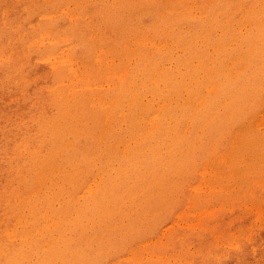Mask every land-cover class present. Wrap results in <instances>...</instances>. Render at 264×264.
<instances>
[{"label":"bare ground","instance_id":"obj_1","mask_svg":"<svg viewBox=\"0 0 264 264\" xmlns=\"http://www.w3.org/2000/svg\"><path fill=\"white\" fill-rule=\"evenodd\" d=\"M224 2L209 1L208 13V9L203 8L206 9L203 14L214 17V22L219 20L218 13L226 16L225 23H216L221 34L214 29L209 34L196 30L191 40L193 45L189 46L185 32L181 33L186 25L183 22L181 26L179 18H199L204 0H112V4L108 0H100V10L93 9L89 15L99 16L102 24L117 20L116 24L121 26L125 11L131 5L133 21L141 12L139 9L164 10L166 15L162 18L168 17L165 23H169L171 29L158 26L163 22L160 18L148 22L137 20L126 26L128 38L118 42L103 41L105 47L98 42L96 46L89 47L91 51L86 53L89 56L80 55V52L85 53V49L78 50L77 38L84 31L85 26L81 22L84 16L81 13L70 14L74 25L70 26L71 33L64 37L70 39L67 43L70 53L60 56L56 51L42 57L57 75L53 85L44 88L53 93V99H58L53 105L54 117L51 120L54 123L50 122L45 127L36 118L33 125L25 129L29 137L22 140L25 133L22 129L17 131L21 139H14V149L6 142L8 136L0 133V154L8 160L0 159V177L9 176L0 180L4 202L3 213L0 212V264H168L164 254L167 257L174 251L170 255L177 256L179 244L184 246L181 241L193 239V236L177 233L168 240V244H164L158 255L144 256V261L124 259L127 260L124 262L121 258L122 253L123 258L132 257L136 248L146 252L142 249L143 239L155 232L159 218L152 209L151 197L159 194L160 202L165 206L174 201L170 196L173 190H160L158 186L171 180L178 183L175 186L179 193L184 179L204 158L208 157L203 162H214V152L229 132L225 118L210 133L212 137L208 140L195 139V145L201 143L202 154L195 155L186 147L188 125L201 118L202 108L216 110L226 93L234 100L238 95L237 86H230L238 82L240 76L247 79L244 72L235 73L236 78L231 76L234 68L232 59L226 57L227 62L221 60L217 66L215 60L203 55L206 54L204 49L193 50L200 42L217 50L223 43L221 36L230 34L237 46L246 42L238 32L239 23L251 17L255 10L252 8L258 4L264 11V0H251L250 4L226 14L225 7L220 5ZM227 5H234V1L229 0ZM184 13L187 18L183 17ZM2 23L4 27L10 25L5 21ZM175 47L177 51H174ZM263 52V48L259 49V61L248 51L246 68L253 64L261 73L264 70ZM51 57L59 58L54 61ZM12 58L13 53L0 52V65L10 66ZM200 73L204 76L197 78L195 75ZM248 75L257 80L256 71ZM218 76L224 80L229 78V81L217 82ZM6 80L8 87L19 88L16 74L9 73ZM201 84L207 88L211 86L216 92V100L211 104L205 101L199 90H193ZM221 103L225 104V100ZM190 104L193 114L187 118L184 107ZM8 112L4 111V114L8 115ZM227 114L235 116V111L227 110ZM214 119L212 116L210 121L215 123ZM79 125L81 133L86 136L83 137L86 143L83 148L79 135H73L74 140L66 143V136L72 134L70 129ZM59 128L62 131L57 132ZM44 133L50 135L47 148L41 150L29 138L33 135L39 139ZM239 139L237 142L235 138V143L238 151L242 152L254 151L260 144L244 135ZM26 146L33 149L26 151ZM228 159L235 158L230 156ZM260 165L258 172L263 177L264 160ZM250 184L254 185V182ZM33 185L38 187L34 194L28 192ZM6 187H10L12 192L7 193ZM207 187L214 189L209 183ZM235 192L239 193L240 189ZM207 194L208 191L194 188L189 204H200L201 198ZM118 223L126 226L118 228ZM212 233L214 237L219 236L217 229ZM243 234L244 229L240 236ZM68 235L72 237L69 240L66 239ZM50 237L52 239L48 240ZM86 240L97 248L96 251L93 248L87 251L80 249ZM241 242L250 243L242 237L231 245L232 251L237 253L232 257L234 264L250 263L252 256L262 252H257L252 244L243 249ZM197 245L199 251L189 263L199 264L203 257L208 256L205 254V240H198ZM101 257L104 261L100 260Z\"/></svg>","mask_w":264,"mask_h":264},{"label":"rangeland","instance_id":"obj_2","mask_svg":"<svg viewBox=\"0 0 264 264\" xmlns=\"http://www.w3.org/2000/svg\"><path fill=\"white\" fill-rule=\"evenodd\" d=\"M77 1L62 0L61 3H58V0H0V52L3 51L5 54L13 53L14 56L12 58L13 63L10 66L4 67L5 63L0 65V70L2 71L0 75V81L2 82V86L0 85V133L3 132L5 136H8L6 142L13 149L15 148L14 139L16 137L18 140L21 139L20 135H17V131L22 129L25 133L22 135V140L25 137H29L25 129L31 127L36 118L45 127L50 122L54 123L51 119L54 117L52 115L54 113L53 105L57 98L53 99L55 98L53 93L44 88L53 85L54 78L57 75L54 73L55 70L42 60V57L46 53L56 51L58 54L60 53V56L70 53L67 46L70 39L64 38L71 33L70 26L74 25L72 24L74 20L71 19L70 14L81 13L84 16L81 21L85 26L84 31L82 36L77 38L79 43L78 50L82 51L85 49V53L80 52L81 56H89L90 54H86L91 51L89 47L96 46L98 42L104 46L103 41L118 42L128 38L125 35L126 26H131L130 24H134L137 20L148 22L151 19L160 18L163 22H159L158 26L165 30L171 29V25L165 23L168 17L162 18L166 15L164 10L139 9L141 12L133 21L132 7L129 5L125 11L124 23L120 26V24H116L117 20L102 24L99 16L95 14V16L91 17L89 15L93 9L98 8L97 11L100 10L98 4L100 0ZM209 1L210 3L225 1L220 5L225 7L223 10H226V14H231L235 8L241 9L251 0H233L234 5H227L229 0H204L200 9L201 12L198 13L199 18L182 19L180 17L181 26L183 22L186 25L181 33L184 34L185 32V38L188 37L187 43L189 46L193 45L191 40L196 30H200L202 34H209L214 29V32L218 30L219 32L217 33L221 34L218 24L225 23L226 16L223 17L218 13L217 17L219 20H216V22L213 20L214 17L205 16L203 11L208 9ZM108 3L112 4V0H108ZM89 6L92 7L89 8ZM203 8L206 9L203 10ZM252 9H255L253 15L246 21L239 23L240 30L238 32L241 39L246 42L237 46L233 43V36L230 34L226 37L221 36L222 39L220 40L223 43L217 50L203 42L197 43L193 49H204L206 54L203 55L215 60L217 66L221 64V60L227 62V59H232L234 68L231 76L236 78L234 74L237 73L239 75L240 72H244L247 76V79L240 76L237 79L238 82L230 86L232 88L237 86L238 95L233 98L234 100L229 96V93H226L225 99L220 100L221 102L225 100V104L219 102L216 110L207 111V109L202 108L201 112L203 114L201 118L199 120L196 119L197 122L194 120L190 123L186 130L185 136L188 141L186 147L191 149L195 155H199L200 152L202 154L201 143L195 145V139L208 140L212 137L210 133L226 118V130L229 132L215 150L214 156L216 158L214 162H203L208 157L204 158L198 167L192 169V174L189 173V176L184 181L182 179L183 188L179 193L177 192L178 187L175 186L178 184L177 182L169 180L158 186L160 190H173L170 196H173L174 201L172 200L171 204L165 206L160 202L159 194L151 197L152 209L159 216L156 230L143 239L144 245L142 249H145L146 252L136 248L132 257L123 258L122 253L121 258L123 260L134 261L141 259V261H144L142 259L144 256L158 255L164 244H168V240L174 234L179 233L181 236H185V234L189 237L193 236L191 237L193 239L181 241L184 246L179 244L180 247L178 246L176 249L178 252L177 256L170 255L174 251L167 257V254H164L165 256L162 255L168 264H192L189 262L194 259L193 257L197 250L199 251L197 249V241L201 239L206 242L205 254L208 253V256L203 257L199 264L203 262L205 264H234L232 257L237 255V253L233 252L230 247L234 242H239L242 237H246V240L250 243L241 242V248L245 249L247 245L250 246L252 244L256 247L257 252H262L252 256L250 258L252 262H243L241 264H264V176L260 177L258 172L261 167L260 161L264 160V70L262 69L261 73H259L255 70L256 65L251 63V66L246 68L249 63L247 61L249 54H246L248 51L250 55L256 58L259 49L263 48L264 51V11H262L259 4ZM208 12L209 9L207 10ZM229 16L233 17V15ZM183 17L187 18L185 13ZM235 17L237 18V16ZM3 21L9 23V27H4ZM174 27L177 28L176 25ZM161 35L164 36L163 34ZM39 38H41L40 41ZM161 39L164 40L163 38ZM38 41L39 43H36ZM174 51H177L176 47ZM235 55L238 58L236 60ZM226 57L227 59H225ZM51 58L55 61L59 57ZM257 59L260 61V58ZM254 71L257 72L255 76L257 77V82L253 75H248ZM9 73H14L18 76L19 88L7 86L6 78H9ZM195 76L199 78L204 75L200 73ZM216 81L226 83L229 78L224 80L218 76ZM193 90H199V94H203L206 98L205 101L209 102V104L216 100V92L213 91L214 89L211 86L207 88L205 84H201L198 89ZM254 96L259 97L254 98ZM184 109H186L187 118L193 114L191 104L186 108L184 107ZM7 110L9 111L8 115L4 114V111L6 112ZM227 110L235 111V116H228ZM212 116L215 118V123L212 120L210 121ZM227 116L231 119H228ZM228 126L233 129L229 130ZM43 129L46 130L44 127ZM70 130L72 134L66 136V143L68 144L74 140L73 135H79L82 138L81 146L82 148L85 147L86 143L83 137L86 136L81 133L80 125ZM58 131H62V129L59 128ZM47 133H44L39 139H35L31 135L29 140L31 142L34 140L39 149L45 150L48 146L47 140L50 135ZM235 134H237L236 137ZM242 135L248 137V139H254L255 144L258 142L260 144L256 146L254 151H238L235 138L239 142V137ZM32 149L31 146H26L25 148L26 151ZM222 151L228 152L227 156L221 154L220 152ZM230 156L235 159L229 160L228 157ZM0 159L8 161L4 154H0ZM224 171L225 173H223ZM5 177L9 178L8 175ZM5 177H0V180ZM250 182H254V185L250 184ZM208 183L214 186V189H209L207 187ZM196 187L200 188L201 191H208V194L201 198L200 204L192 203L190 205L188 199ZM236 189H240V192L236 193ZM5 191L7 193L12 192L10 187H6ZM37 191L38 187L36 185L28 188V192H32V194ZM2 200L3 197L0 194V212L3 213L2 206L4 202ZM232 211L235 212L230 214ZM232 216H235V218L231 219ZM113 225L116 226V224ZM126 225H128L127 221ZM126 225L125 223H118V228H123ZM242 228L245 234L241 237ZM216 229L217 233H219L218 237H214L212 233ZM64 231L68 232L65 229ZM231 233H233V237H231ZM160 234L162 236H159ZM71 238L68 235L66 239L69 240ZM234 238L237 239L234 240ZM51 239L50 237L48 240ZM90 248H93L92 250L94 251L97 249L88 240L80 246L83 251H87ZM100 260L104 261V258L101 257ZM124 262H127V260H124Z\"/></svg>","mask_w":264,"mask_h":264}]
</instances>
